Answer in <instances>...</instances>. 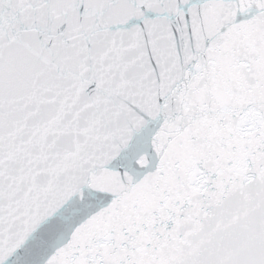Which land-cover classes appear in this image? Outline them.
Returning <instances> with one entry per match:
<instances>
[{"label": "snow or ice", "instance_id": "obj_1", "mask_svg": "<svg viewBox=\"0 0 264 264\" xmlns=\"http://www.w3.org/2000/svg\"><path fill=\"white\" fill-rule=\"evenodd\" d=\"M0 264H264V0H0Z\"/></svg>", "mask_w": 264, "mask_h": 264}]
</instances>
